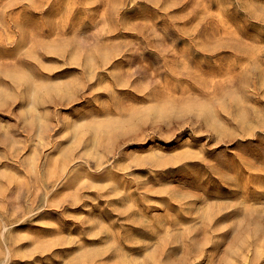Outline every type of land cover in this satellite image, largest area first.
I'll list each match as a JSON object with an SVG mask.
<instances>
[{
    "label": "rangeland",
    "instance_id": "374dc122",
    "mask_svg": "<svg viewBox=\"0 0 264 264\" xmlns=\"http://www.w3.org/2000/svg\"><path fill=\"white\" fill-rule=\"evenodd\" d=\"M0 264H264V0H0Z\"/></svg>",
    "mask_w": 264,
    "mask_h": 264
}]
</instances>
